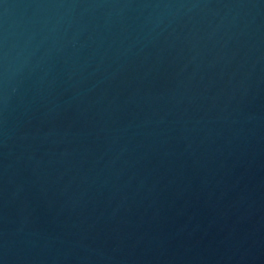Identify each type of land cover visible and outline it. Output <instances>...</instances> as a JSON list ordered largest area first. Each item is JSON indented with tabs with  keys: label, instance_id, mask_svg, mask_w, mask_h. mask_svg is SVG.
<instances>
[{
	"label": "water",
	"instance_id": "95a60500",
	"mask_svg": "<svg viewBox=\"0 0 264 264\" xmlns=\"http://www.w3.org/2000/svg\"><path fill=\"white\" fill-rule=\"evenodd\" d=\"M0 264H264V0H0Z\"/></svg>",
	"mask_w": 264,
	"mask_h": 264
}]
</instances>
